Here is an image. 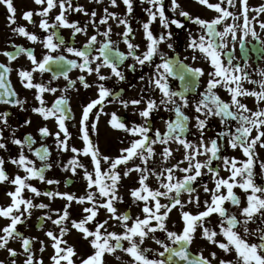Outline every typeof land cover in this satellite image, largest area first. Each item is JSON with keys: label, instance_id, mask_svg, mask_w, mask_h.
I'll use <instances>...</instances> for the list:
<instances>
[{"label": "snow or ice", "instance_id": "snow-or-ice-1", "mask_svg": "<svg viewBox=\"0 0 264 264\" xmlns=\"http://www.w3.org/2000/svg\"><path fill=\"white\" fill-rule=\"evenodd\" d=\"M97 2L102 3L103 0H97ZM141 2L151 5V7L145 9L149 19L142 25L147 41L146 48L145 51L139 53L140 45L133 42L134 29L129 21L134 10L133 0H123L126 6V17L122 18L105 8V14L99 19L98 24L96 11L89 13L82 5L74 4L73 0H34L35 4L42 6L41 9L35 13L32 10L24 12L23 19L29 24H35L34 15L40 16L39 28L46 33L43 38L35 32H30L25 26L11 27L17 24V7L13 0H0V4L4 5L7 10V20L12 32L27 38L33 44H41L47 50L42 58L37 59L34 51L13 44L14 52L5 50L0 54L7 57L10 62L15 61L20 54H25L30 60L32 67L17 70V75L25 88L36 90L35 99L39 102V106L33 107L32 111L45 120L54 118L57 122L60 131L53 134L47 127H43L40 129L41 135H55L58 146L63 151L69 150L68 140L71 138L66 121L71 118L68 92L69 89L76 87V81L69 78V72L72 69H78L81 73L86 74L78 77L79 82L85 88L92 87L86 78L87 76L95 74L98 81H106L110 78L102 73L104 68L110 69L112 76L118 78L119 81H124L126 77L121 71V66L131 57L135 61V63L128 65L132 71H135L137 65L141 68L146 64L154 65L155 73L149 77L148 85H154L160 93L159 102L152 97H148L146 100L141 98L120 101L124 108H128L129 105L144 104L143 108H137L143 123L134 124L130 127L116 113L104 112L105 102L111 103L112 101L108 98L114 97L116 93L107 88L104 83L96 85L97 98L87 103L81 114L80 125L85 147L82 150L75 147L71 148L77 157L81 151L85 156L90 155L94 164V171L89 172L77 157L69 161L73 173L76 172L77 167L84 169L88 188L90 190L95 189V191H88L85 196L77 197L58 191L41 192L29 183L33 179L48 184H58L59 181L46 180L45 168H51V164L44 163L43 166L37 168L34 161L24 154L25 146H27L28 151L34 152L42 162H46L50 155L48 148L41 146L38 149H33L32 145L35 140L30 135L22 140L15 138L13 133L12 143L19 147V155L11 159L10 162L22 169L25 175L11 176L4 167V157L0 156V183L7 182L15 186L14 191L6 193L11 198V203L7 206H0V217L9 220L7 225L0 228V250L8 252L11 264H17L16 258L20 255L14 248L9 247V242L15 239L21 241L25 255L24 264H43L42 259L37 260L35 258L34 240L20 232L17 226L25 223L27 218L31 217L32 209H48L50 205L45 203L34 204L31 199H26L23 195L26 189L35 196L60 197L67 201L62 210H54L57 218L53 219V216L47 213L42 217V219L50 220L52 224L59 226L58 234L53 231L46 232V236L52 241L51 246L54 249V254L51 257L53 264H75L73 257L77 255V252L74 246L69 245L68 241L64 239L70 231L68 224L71 225V228L79 231L83 238H91L89 243L94 249L93 254L87 258H81L80 264H106L105 255H115L117 251L130 257L129 264H177V260L181 264H213V260L216 258L215 252L210 253L209 257H205L202 252L195 254L191 252V245L196 238L198 228L201 230L202 238L209 243L218 246L226 253L234 251L237 264H264V185L256 183L254 171L258 155L256 149L258 146L264 148V107L249 108L248 104L241 99L242 97H253L257 105H264V70L260 72L261 80L255 81L247 72L246 66L234 63V57L230 54L231 51H234L237 41L240 47L244 48L249 36L264 46V39L256 31L257 24L261 30H264V19L260 18L264 16V5L250 8L248 0H239L241 7L237 13L229 10V8L236 7V0H219L217 3H210L209 0H198L199 4L207 6L217 13L216 17L207 20L199 16L192 17L189 12L181 9L178 0H171L173 12L181 9L179 15L191 20L202 30L198 37L190 35L188 47L194 52L198 51L208 59L212 68L207 73L209 77L207 87L200 94L201 98L194 104L197 115L189 116L184 111L185 108L189 107V99L186 93L195 86L193 78L205 75L204 69L188 66L183 61H175L160 51V44L170 40L173 35L171 26L183 28L184 24L180 19H171L166 16L164 0H141ZM225 3L227 7L222 6ZM110 4L113 7L118 6L117 0H110ZM57 8L58 14L50 23L49 15L53 9ZM250 11L255 15L250 17ZM73 12L89 16L90 22L95 25V34H88L87 25H81L79 21H70L69 14ZM158 18L162 27L168 31L156 36L151 30V25ZM110 19L115 20L118 25L124 26V31L120 35L127 45V53L119 51L117 42L111 38L113 29L111 25H108ZM238 20L241 22L237 23ZM99 25L108 26L101 31ZM60 28L72 29L73 36L82 34L87 37L83 48L68 46L65 38L58 31ZM98 37L104 39L98 40ZM230 42L232 43L231 49H229ZM96 45L99 47L96 48ZM167 47L172 49L173 45L168 43ZM61 48H64L67 53L72 54L77 59H68L63 54L53 55V53H59ZM92 50L99 54L92 56ZM225 50L229 52L226 59ZM157 57L159 63H155ZM192 58L195 60L196 56L194 55ZM53 66H55V71H53ZM12 72V67L0 63V104L22 108L24 102L18 98L15 89L11 87L10 74ZM49 72L52 73V78L47 83L43 80L35 82L36 74L43 77L45 73ZM177 76L184 82L183 91L174 90L170 85V78ZM60 77L67 81L62 89L52 86V81L58 80ZM245 81L258 84L259 90L245 88L243 86ZM217 88L225 89L230 99L225 101L217 93ZM58 91L61 92V95L56 98L51 107H48L45 93L55 95ZM14 97L15 99H13ZM97 106L100 107L94 114L96 122L99 121L101 114L110 115L109 124L112 128L127 132L134 137L130 141V146L121 149V154L115 158L101 156L98 145H95L90 138L89 127L95 129L96 123L89 125L88 121L90 114L93 113V109H97ZM161 107L165 111L174 113L175 117L165 121L167 130L164 132L152 126L153 113L160 111ZM8 117V112L0 113V123L7 126ZM212 117H219L221 123L229 130L217 133L216 138L205 143V129L208 126V120ZM229 119L238 122L234 131L230 129ZM192 120L195 121V127L199 131V144L189 141L185 135L189 131ZM25 123L30 124L31 121L28 120ZM254 130L255 135H253ZM61 134H63L64 139H61ZM172 142L178 143L185 149L183 159L160 170L148 167L149 161H153L156 156L153 147L156 144L165 145L160 153L165 163L171 160L173 150L170 143ZM223 147H230L233 150L240 149L246 159L239 160L236 157L222 155ZM0 149L8 150L2 129H0ZM200 156H206L207 159L201 161L198 159ZM137 159L141 161L140 164H133L132 167H128L130 161ZM214 160L222 161L224 170L229 173L227 177L220 175V166H214ZM101 161L108 163L107 171L101 170ZM182 164H186V166L181 167ZM122 165L124 166L123 175L120 168ZM260 167L264 169V163ZM205 169L214 182L213 188H209L207 184L202 185L204 191L210 193V201L205 200L203 202L204 210L197 214L184 211L186 203H194L199 206V196L192 197L191 193L195 191L193 185L198 178L205 175ZM177 171L184 173L182 179L174 175ZM133 172L139 174L137 182L140 186L130 190V195L137 206L143 202L141 207L143 218L140 216L133 217L127 212L120 213L117 207L119 203L123 202V198L118 194L121 181ZM150 177L159 182L160 188L154 190L150 187L147 183ZM161 188L164 190L161 191ZM236 188L241 189L246 194L243 203L242 197L234 191ZM184 193L189 194V200L186 202L181 198ZM161 198L168 202L162 203ZM73 201L78 204L87 203L91 205L83 208V212L87 215L80 221L70 219L69 208H71ZM226 202H230L234 208H238L239 215L229 211L224 206ZM177 206H179L184 225L179 233L169 230L167 226L169 214ZM101 208L110 214L109 219L121 222L124 229L121 233L108 231L107 219L103 222L96 221L93 225L94 230L86 226L95 221ZM213 214H217L219 217V231L206 226V219ZM257 222L259 224L256 228L250 227ZM101 229L104 231L102 232ZM158 231L166 234V240L155 236ZM217 236H222L224 239L218 240ZM146 240L154 241L163 251L155 252V258L151 257L149 253L154 250L144 246ZM40 243L43 245L44 242L41 241ZM40 251L43 252L44 248L41 247ZM115 258L122 261V257L119 255H115ZM0 264H4V262L0 261ZM219 264H232V261L221 259Z\"/></svg>", "mask_w": 264, "mask_h": 264}, {"label": "flooded vegetation", "instance_id": "flooded-vegetation-1", "mask_svg": "<svg viewBox=\"0 0 264 264\" xmlns=\"http://www.w3.org/2000/svg\"><path fill=\"white\" fill-rule=\"evenodd\" d=\"M195 1V0H194ZM14 5L17 7V24L12 25L11 27L25 26L28 28L30 32L37 33L41 38L46 36V33L43 32L39 28V21L41 19L40 16L34 15L33 19L36 21L35 24H29L26 20L23 19V13L32 10L35 12L41 9V5H37L34 3V0H13ZM74 4L82 5L85 9L88 10L89 13L92 11H96V21L97 24L99 19L105 14L104 9L107 8L109 12L116 13L120 17H126V6L123 3V0H117V7H113L110 4V0H103L102 3H98L97 0H73ZM165 3V14L171 19H180L184 24L183 28H177L175 25L171 26V32L173 33L170 40H166L164 43L160 44L159 48L162 53H166L169 57H172L175 61H183L184 64L191 67H200L204 69L205 75L199 78H193L195 80V86L188 92L186 95L189 99V107L185 108L184 111L189 116H195L194 104L197 100H199L200 94L206 89L208 75L207 73L212 70L211 65L201 53L194 52L191 48L188 47L190 42V35L198 37L201 34V29L198 25L194 24L191 20L181 17L179 15L180 10H184L190 13L192 17H201L203 19L211 20V17H216L217 13L214 11L209 14L206 13L204 5H201L196 2L184 3L181 5V9H177L176 12L171 10V0H164ZM179 3V2H178ZM194 5H198L199 7L195 9L192 7ZM151 5L147 3H142L141 0H133V13L129 18L130 24L134 29L133 42L140 45L139 53L145 51L147 41L145 40L143 23L147 22L149 19L148 13L145 9L150 8ZM234 12H239L235 11ZM58 14V8L53 9L49 15V22L52 23L54 21L55 15ZM7 10L4 5L0 4V53L3 51H15V48L12 47L13 44L22 46L24 48L29 49L30 51H34L37 59L42 58V55L47 52L46 49L39 43L33 44L31 41L27 40V38L16 35L12 32L11 27H9V21L7 20ZM251 17V16H250ZM70 21H79L81 25L88 26V34H95V25L90 22V17L86 16L82 13H70L69 14ZM231 22V21H229ZM241 21H237L240 23ZM108 25H111L112 31V39L117 42L119 51L127 53L128 48L127 45L123 42L121 33L124 31L123 25H118L115 20L110 19L108 21ZM108 25H99L100 30L103 31ZM151 30L154 35L159 36L162 32L166 33L168 29H164L159 22V18L156 22L152 23ZM58 31L65 38L66 44L68 46H74L77 48H83V45L87 41V37L82 34H77L73 36L72 29L68 28H60ZM257 33L264 39V30L257 29ZM103 37H98V40H103ZM171 43L173 45L172 49L167 47V44ZM99 45H96L98 48ZM232 48V43H229V49ZM63 54L68 59H77L70 53H67L64 48L59 50V53H53V55ZM99 53L95 50L91 51V55L95 56ZM231 56L234 57L233 62L236 64H240L241 66H246L247 72L250 74L251 78L255 81H260L261 76L260 72L264 70V46H261L256 40H254L251 36H249L247 42L245 43V47L241 48L239 42L235 43L234 51H231ZM196 56V59L193 60V56ZM229 55L228 50H225V59ZM159 58H155V63H159ZM0 63H4L7 66L13 68V72L10 74L11 87L15 89L18 94V98L24 102L23 107L0 104V113L8 112V125L5 126L0 123V129L3 130L7 144L8 150L0 149V156H3L5 159V169L11 175L14 176L19 174L21 176L25 175L22 169H19L16 165L12 164L10 161L13 158L18 157L19 155V147L12 143L13 133L15 134V138L24 139L27 136H31L35 143L32 145L33 149H38L41 146L48 148L50 155L46 162H42L34 152H30L25 146L24 154L29 157L32 161H34L35 166L37 168L44 165V163H49L52 165L51 168H45V177L47 179L59 181L58 184H48L46 182H41L39 180L33 179L30 180L29 183L37 187L41 192L44 191H60L61 188L64 187L70 189L73 186L78 184L76 179V173L78 172V167L75 173L71 171V166L69 165V161L74 157H77L76 153L71 151V148L75 147L77 149L82 150L85 147V143L82 139V131H81V114L82 109L87 103L91 100L96 99L98 96V91L96 85L98 83H104L105 86L111 89L116 95L114 97H109L108 99L112 102H105L104 112L111 114L116 113L117 116L121 117V119L128 125L133 126L134 124L143 123L142 118L139 116V112L137 108H143L144 104L142 103L139 106L129 105L128 108H124L121 104V100H131V99H141L146 100L148 97H152L159 102L160 93L157 89H155L154 85H148L149 77L153 76L155 73L154 65H145L141 68L139 65L136 66L135 71L129 69L128 65L135 63V61L129 57L121 66V71L125 74L126 79L124 81H119L118 78L112 76L110 69L104 68L102 69V73L110 78L106 81H98L95 74L87 76L88 82L92 85V87L85 88L78 80L80 75H86L85 73H81L78 69H72L69 72V78L71 80L76 81V87L74 89H69L68 95L70 97V107H71V118L66 121V125L68 126V130L71 134V138L68 140V151H63L61 147L58 146V141L55 135L42 136L40 133V129L43 127H47L51 133H56L59 130L57 122L54 118L45 120L39 114L32 111L33 107L39 106V102L35 99V89H27L25 88L19 80L17 75V70L19 69H30L32 67L30 60L27 58L25 54H20L15 61H9L7 57L0 54ZM53 71H55V66H53ZM144 77V79H141ZM52 78V73H45L43 77L39 74L35 76V82H40L43 80L47 83L48 80ZM170 85L174 90L183 91L184 82L181 81L178 76L175 78H170ZM67 84V81L60 77L58 80L52 81V86L63 88ZM243 86L247 89H256L259 90L258 84H252L245 81ZM217 93L225 100L228 101L230 99L228 92L223 88H217ZM61 95V92H57L55 95L50 93H45V100L48 107H51L55 102L56 98ZM15 99V97L13 98ZM178 99V98H177ZM245 103L248 104L249 108L256 109L257 107H264V105H257L253 97H242L241 98ZM100 106H97V109H93V113L90 114L89 117V125L92 123H96V128L92 129L89 127V135L95 145H98L99 152L101 156H108L110 158H115L121 154V149L130 146V141L134 139V137L122 130H117L111 127L109 124L110 115L101 114L99 121H95V113ZM174 113L165 111L163 107L158 112H154L152 116V126L153 128H159L161 132L166 131V123L165 121L169 119H174ZM30 120L31 123L27 124L25 121ZM238 122L231 121L229 119L228 124L232 131L235 130ZM229 129L225 127L224 124L221 123L219 117H212L208 120V126L205 129L204 142L209 143L210 139L216 138L217 133L228 131ZM255 130L253 131V135H255ZM187 139L195 144H199V131L195 127V121L192 120L190 123L189 131L185 134ZM61 139H64L63 134H61ZM224 143L223 141L221 142ZM156 151V156L153 158V161H149L148 167L155 168L160 170L161 168H165L170 166L171 164H176L179 160H182L185 155V149L179 145L178 143L172 142L170 143V147L173 150V156L168 163H165L163 156L160 154L163 147L165 145L156 144L153 146ZM258 153L255 161L254 171L256 173L255 181L257 184L264 185V169L260 167L262 163H264V148H260L259 146L256 149ZM222 155L226 157H236L239 160H244L246 157L243 156V153L240 149H231L230 147L222 148ZM85 167L89 172L94 171V164L91 161V157L85 156L82 154L77 157L80 161L82 158H86ZM201 161L206 160V156L198 157ZM140 160L130 161L128 167H132L133 164H140ZM214 166H220V175L227 177L229 173L224 170L222 166V161H213ZM186 164H182L181 167H185ZM121 174L123 175L124 166H120ZM108 163L101 161V170L107 171ZM205 175L198 178L197 182L193 185L195 191L191 193L192 197L199 196L200 204L199 206L194 203L189 204L186 203L184 207V211H189L192 214H197L200 211L204 210V201H210V193H206L203 189L204 184H207L209 188L214 187V182L211 178L210 174H207V170H204ZM138 173L133 172L130 176L124 177L121 181V185L119 187V196L123 198V202L117 205L119 212L125 213V209H134V213L136 216H140L143 218V213L141 212L142 203L140 202V206H137V203L134 202L133 198L130 195V190L134 188H138L140 185L137 182ZM174 175L177 178L182 179L184 173L179 171L175 172ZM150 187L152 189L160 188L159 182L150 177L149 181ZM87 184V180H86ZM88 191H95V189H89L87 184ZM15 186L11 185L7 182L0 183V206H7L11 203V198L6 195L9 191H14ZM163 191L164 189H160ZM226 191V190H222ZM242 197V203L245 200L246 194L239 188L234 189ZM26 199H31L34 204L45 203V197L47 196H35L33 193L28 191L27 189L23 193ZM183 201L189 200V194L184 193L182 195ZM99 202V201H98ZM162 203H167L168 201L164 198H161ZM88 206H91L88 204ZM231 212H235L239 215V209L234 208L230 202H226L224 205ZM65 205L54 206L53 209H32L31 217L27 218L26 222L18 225V230L22 232L25 236L32 238L34 240L33 243V252L35 253V258L37 260L42 259L43 264H53L51 257L54 254V249L52 248V241L49 237L46 236V232L53 231L54 233H59V226L55 225L53 230H45L47 225L51 222L50 220L42 219L47 213L51 215L50 212H53L52 216L56 217V213L54 210H62ZM122 209V211H121ZM169 214V218L167 220V226L169 230L180 232L183 228V221L181 219V212L179 210V206L174 208ZM70 212V219H78V212L75 209H72ZM138 212V213H137ZM85 215H87L85 213ZM103 215V208L99 210V214L96 217L95 221L86 225L90 229H93V225L96 221L103 222L104 219L101 216ZM172 218V220H170ZM9 223V220L6 218L0 217V228H3L5 225ZM131 223V221H129ZM206 226L210 228H215L219 231L218 223L219 217L217 214H213L211 217L206 219ZM259 222L250 225L251 228H256ZM70 230L77 235L74 239V242H70L66 237L69 233L64 237L69 243V245L74 246L77 255L73 257L75 264H80L81 258H87L91 254H93L94 249L89 243V239L83 238L82 234L74 228H71V225H67ZM108 231H114L117 233H121L124 229L122 227L121 222L119 221H108V225H106ZM103 232L104 230L101 229ZM57 233V234H58ZM155 236L159 239L166 240V234L163 232L155 233ZM218 240H223L222 236H217ZM41 241H43V245H41ZM169 244L170 241H166ZM127 244V242H124ZM145 247H149L154 251L149 253V255L155 258V252L163 251V249L157 245L152 240L145 241ZM9 247L14 248L20 255L16 258L17 264H24L25 255L23 254V249L21 247V241L19 239H15L9 242ZM41 247L44 248V251L41 252ZM86 251V255H83L81 252ZM192 253H200L202 252L205 257H209L210 253L215 252L216 258L213 260V264H219L221 259L225 261H232V264H237L236 254L235 252L226 253L218 246L209 243L206 239L202 238L201 230L198 228L196 232V238L191 245ZM115 255H119L122 257L121 260L116 259V264H129L130 257L126 254L117 251ZM115 255H105V261H110L115 258ZM0 258L4 262V264H11V260L9 258V254L6 250H0Z\"/></svg>", "mask_w": 264, "mask_h": 264}, {"label": "rangeland", "instance_id": "rangeland-1", "mask_svg": "<svg viewBox=\"0 0 264 264\" xmlns=\"http://www.w3.org/2000/svg\"><path fill=\"white\" fill-rule=\"evenodd\" d=\"M198 0H178L179 4H181L183 6V8L185 7L183 4L184 3H189V2H196ZM210 3H217L219 2V0H209ZM248 3H249V7L250 8H253V7H258V6H261V5H264V0H248ZM223 7H227V4H223L222 5ZM192 7H195V9H197L199 6L198 5H194ZM240 3H239V0H236V7L235 8H229L230 11H240ZM182 8V7H181ZM205 10H206V13L209 14L210 12H214V10L212 9H209L207 8V6H204ZM255 15V13L253 12H249V16H253ZM261 19H264V16H261L260 17ZM211 19H213V17H211ZM257 29H260L259 28V25L257 24L256 25V30ZM261 30V29H260ZM86 160H87V157L86 158H82L80 159V162L85 166V163H86ZM76 179L78 181V184L76 186H73L71 187L70 189H67L64 187L61 188L60 191L58 192H61V193H69V194H73L77 197H80V196H85L86 193L88 192V189H87V184H86V178L84 177V169L83 168H79L78 167V172L76 173ZM67 201L65 199H62L60 197H56V198H49V197H45V204H49L50 205V208L48 209H53L54 206H60V205H66ZM88 206V204H78L76 203L75 201L72 202V205H71V208H69V211H71L72 209H75L77 212H78V219L77 221H80L81 219H83V217L85 216V213L83 212V208ZM128 210V209H125V211ZM132 211V216L133 217H136L135 213H134V209H130ZM122 211V209H121ZM174 212V211H172ZM51 215L53 214V212H50ZM121 213V212H120ZM138 213V212H137ZM109 213H107V211L105 209H103V215L101 216V218L103 217L104 220H108V221H115L114 219H109ZM57 217L53 216V219H55ZM172 220V218L170 219ZM55 227L54 224H52V222H50L46 229L45 230H53ZM58 233V231H57ZM77 237V235H75L71 230L69 231V235L66 237L67 239H69L70 242H74L75 238ZM83 255H86L88 253H86V251H83L81 252ZM2 258H0V261ZM116 258L114 259H111L110 261H107L106 264H116Z\"/></svg>", "mask_w": 264, "mask_h": 264}]
</instances>
